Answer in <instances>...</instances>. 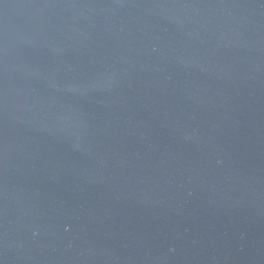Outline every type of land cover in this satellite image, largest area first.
I'll use <instances>...</instances> for the list:
<instances>
[{
  "label": "water",
  "instance_id": "95a60500",
  "mask_svg": "<svg viewBox=\"0 0 264 264\" xmlns=\"http://www.w3.org/2000/svg\"><path fill=\"white\" fill-rule=\"evenodd\" d=\"M0 264H264V0H0Z\"/></svg>",
  "mask_w": 264,
  "mask_h": 264
}]
</instances>
